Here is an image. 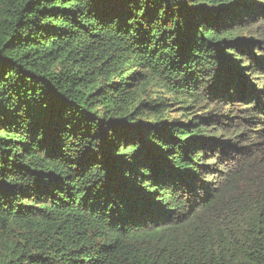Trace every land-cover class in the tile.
I'll return each mask as SVG.
<instances>
[{"label": "trees", "instance_id": "1", "mask_svg": "<svg viewBox=\"0 0 264 264\" xmlns=\"http://www.w3.org/2000/svg\"><path fill=\"white\" fill-rule=\"evenodd\" d=\"M0 264H264V0H0Z\"/></svg>", "mask_w": 264, "mask_h": 264}]
</instances>
